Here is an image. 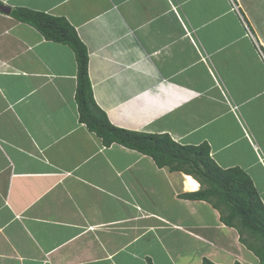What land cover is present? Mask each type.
<instances>
[{
    "label": "crops",
    "instance_id": "obj_1",
    "mask_svg": "<svg viewBox=\"0 0 264 264\" xmlns=\"http://www.w3.org/2000/svg\"><path fill=\"white\" fill-rule=\"evenodd\" d=\"M0 3V264H243L195 178L80 121L74 51L11 11L74 27L112 125L206 143L264 204V0Z\"/></svg>",
    "mask_w": 264,
    "mask_h": 264
},
{
    "label": "trees",
    "instance_id": "obj_2",
    "mask_svg": "<svg viewBox=\"0 0 264 264\" xmlns=\"http://www.w3.org/2000/svg\"><path fill=\"white\" fill-rule=\"evenodd\" d=\"M11 15L38 29L46 39L68 44L74 51L77 61L75 99L81 122L96 132L106 145L117 142L151 156L158 167L192 174L202 188L184 196L211 202L218 208L223 223L235 227L239 232L247 230L250 235L258 237V250L254 251L264 263V205L246 173L237 167L222 169L216 165L206 143L182 146L172 141L168 134L130 131L112 125L94 101L88 76V52L74 27L63 17L26 8H14ZM220 203L227 207V214L221 213ZM202 264L214 263L204 258Z\"/></svg>",
    "mask_w": 264,
    "mask_h": 264
},
{
    "label": "rangeland",
    "instance_id": "obj_3",
    "mask_svg": "<svg viewBox=\"0 0 264 264\" xmlns=\"http://www.w3.org/2000/svg\"><path fill=\"white\" fill-rule=\"evenodd\" d=\"M234 6H236V8H239L238 6H237V4L236 3H234ZM235 8V7H234ZM241 16H243V15H241ZM244 24L246 25V23L244 22ZM93 95V94H92ZM217 152V151H216ZM210 155H211V153H210ZM214 159V158H213ZM214 161H216L217 163H219L220 164V162H219V160H217V159H214ZM216 163V165H218ZM166 169H168L167 167H165ZM169 170V169H168ZM200 188H202L201 187V184H200V187H198V189H200ZM186 189H189V187H188V185H187V188ZM197 189V190H198ZM190 190V189H189ZM212 199L216 202V197H212ZM206 201V200H205ZM207 202H209V201H207ZM210 203V205L213 207V208H215V209H218V208H216V207H214V205L211 203V202H209ZM219 208H220V210H221V213L222 214H227L228 213V209H227V207L225 206V204H223V203H220V205H219ZM219 212V211H218ZM235 220L237 219V218H234ZM235 228V227H234ZM235 230H236V238L238 237V240L239 241H241L242 243H243V245H244V247H246V250H247V252L246 253H248V254H243L241 257H239V259H240V261L243 263V264H264V263H262V261H260L261 260V257L258 255V253H256L254 250H258V248H257V243H256V241H258V237H254V236H252V235H250L248 232H247V230H242L241 232H239L238 231V229H236L235 228ZM241 239H245V240H241ZM244 241H246L245 243H244ZM255 244V245H252V244ZM253 247V249H252V247ZM237 263H239V262H237ZM240 264V263H239Z\"/></svg>",
    "mask_w": 264,
    "mask_h": 264
},
{
    "label": "bare ground",
    "instance_id": "obj_4",
    "mask_svg": "<svg viewBox=\"0 0 264 264\" xmlns=\"http://www.w3.org/2000/svg\"><path fill=\"white\" fill-rule=\"evenodd\" d=\"M194 177L192 176H190V175H188V176H185V179L187 180V182H188V187H190V189H194V188H196L197 187V182L193 179Z\"/></svg>",
    "mask_w": 264,
    "mask_h": 264
},
{
    "label": "water",
    "instance_id": "obj_5",
    "mask_svg": "<svg viewBox=\"0 0 264 264\" xmlns=\"http://www.w3.org/2000/svg\"><path fill=\"white\" fill-rule=\"evenodd\" d=\"M0 10L5 12V13H9L10 12V6H8L4 3H0Z\"/></svg>",
    "mask_w": 264,
    "mask_h": 264
},
{
    "label": "clouds",
    "instance_id": "obj_6",
    "mask_svg": "<svg viewBox=\"0 0 264 264\" xmlns=\"http://www.w3.org/2000/svg\"><path fill=\"white\" fill-rule=\"evenodd\" d=\"M165 134H167V133H165ZM169 135V134H168ZM170 137V136H169ZM171 138V137H170ZM171 140L172 141H174L172 138H171ZM175 142V141H174ZM175 143H177V142H175ZM177 144H179V143H177ZM179 145H181V144H179ZM199 145V144H198ZM182 146H184V145H182ZM186 146V145H185ZM196 146V145H195ZM209 155H210V151H209ZM211 157V156H210ZM212 158V157H211ZM180 172H183V173H185V174H189V175H191V176H193L192 174H190V173H186V172H184V171H182V170H179ZM194 177V176H193ZM195 178V177H194ZM196 179V178H195ZM197 180V179H196ZM198 181V180H197ZM199 182V181H198ZM199 184H200V182H199ZM253 184V183H252ZM207 201V200H206ZM261 201V200H260ZM262 202V201H261ZM263 204V203H262ZM264 205V204H263ZM217 211H219L218 209H216ZM220 213V212H219ZM225 224V223H224ZM232 227V226H231Z\"/></svg>",
    "mask_w": 264,
    "mask_h": 264
}]
</instances>
